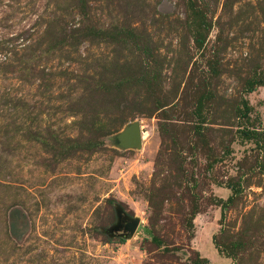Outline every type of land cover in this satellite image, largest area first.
<instances>
[{
  "label": "rangeland",
  "instance_id": "rangeland-1",
  "mask_svg": "<svg viewBox=\"0 0 264 264\" xmlns=\"http://www.w3.org/2000/svg\"><path fill=\"white\" fill-rule=\"evenodd\" d=\"M0 264H264V0H0Z\"/></svg>",
  "mask_w": 264,
  "mask_h": 264
},
{
  "label": "water",
  "instance_id": "water-1",
  "mask_svg": "<svg viewBox=\"0 0 264 264\" xmlns=\"http://www.w3.org/2000/svg\"><path fill=\"white\" fill-rule=\"evenodd\" d=\"M123 145L129 147L141 148V131L137 123L128 127L122 134L121 137ZM117 225L114 227L113 232H121L125 237H132L139 226V219L127 218L121 211H117Z\"/></svg>",
  "mask_w": 264,
  "mask_h": 264
},
{
  "label": "trees",
  "instance_id": "trees-1",
  "mask_svg": "<svg viewBox=\"0 0 264 264\" xmlns=\"http://www.w3.org/2000/svg\"><path fill=\"white\" fill-rule=\"evenodd\" d=\"M262 83V81H259V84H261ZM245 111H247L248 110V107H247V105H245Z\"/></svg>",
  "mask_w": 264,
  "mask_h": 264
}]
</instances>
